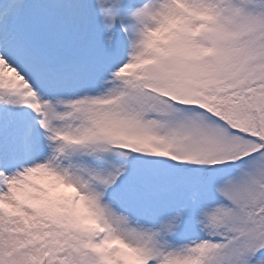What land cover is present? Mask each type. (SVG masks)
Returning <instances> with one entry per match:
<instances>
[{
  "label": "snow or ice",
  "instance_id": "snow-or-ice-1",
  "mask_svg": "<svg viewBox=\"0 0 264 264\" xmlns=\"http://www.w3.org/2000/svg\"><path fill=\"white\" fill-rule=\"evenodd\" d=\"M0 264H264V0H0Z\"/></svg>",
  "mask_w": 264,
  "mask_h": 264
}]
</instances>
